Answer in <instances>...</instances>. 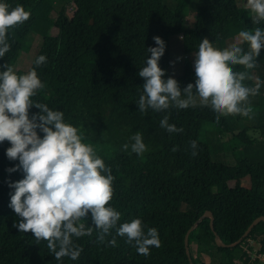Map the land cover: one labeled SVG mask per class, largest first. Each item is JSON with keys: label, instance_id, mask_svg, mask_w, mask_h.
Returning <instances> with one entry per match:
<instances>
[{"label": "trees", "instance_id": "obj_1", "mask_svg": "<svg viewBox=\"0 0 264 264\" xmlns=\"http://www.w3.org/2000/svg\"><path fill=\"white\" fill-rule=\"evenodd\" d=\"M71 1L0 0L10 8L22 5L31 13L23 25L9 29L7 43L11 48L0 58V65L8 64L18 74L36 68L45 86L33 100L62 111L65 121L80 129L84 142L92 144L113 170L114 197L110 206L121 213L120 223L141 219L145 230L157 229L161 246L152 247L148 256L139 255L125 242L126 238L117 237L115 247L97 243L94 229L91 236L76 241L83 248L77 260L65 257L57 261L46 241L37 244L32 233H21L12 226L19 217L9 207L14 190L8 181H18L23 174L7 171L18 161L7 158L10 144L4 142L0 144V264H191L185 237L206 211L214 215V229L207 217L190 232L194 264H263L243 246L254 236L264 243L263 220L240 243L232 244L256 218L264 216V83L259 95L249 97L252 118L234 116L244 125L239 133L234 132L227 117L217 121L210 107H171L159 113L138 109L145 82L138 72L150 56L147 49L156 46L153 37L159 36L166 43L159 62L166 70V79L172 76L171 37L182 35L186 49L195 42V51L205 37L215 47L230 46L239 32L246 30L245 20L251 18L247 0H199L192 28L184 27L190 0H78L79 8L70 18L67 4ZM31 33L43 38L42 45L28 70L15 69L22 52H30L33 46ZM243 47L247 50L246 44ZM40 55H46L47 62L37 67L35 60ZM258 65L249 73L264 81L261 55ZM234 70L241 71L242 66ZM174 78L183 90L195 82L194 66L186 60L184 72ZM245 84L251 87L254 81L246 80ZM30 111L40 110L33 107ZM165 115L169 116V124L183 132L169 133L162 128L160 121ZM206 124L221 136L231 133L248 163L214 160L208 143L200 139ZM137 132L147 146L142 155L133 153L130 147L131 137ZM193 140L198 144L195 149L190 144ZM125 144L129 145L127 151ZM192 151L197 155L193 156ZM245 177L250 178L249 187L229 186L231 180ZM137 189L156 193L139 196ZM85 223L90 225L91 221ZM217 236L223 245L217 243ZM201 244L211 247L208 262L194 254V247Z\"/></svg>", "mask_w": 264, "mask_h": 264}, {"label": "clouds", "instance_id": "obj_2", "mask_svg": "<svg viewBox=\"0 0 264 264\" xmlns=\"http://www.w3.org/2000/svg\"><path fill=\"white\" fill-rule=\"evenodd\" d=\"M247 7L255 27L241 30L237 41L224 48L215 47L207 37L203 38L195 52V82L183 90L174 76L165 79L166 70L159 62L166 43L159 36L153 37L156 46L147 49L150 56L138 72L145 81L138 101L139 111L188 109L199 102L201 107H210L217 114V121L237 115L252 118L249 97L259 95L264 83L249 73L259 66L258 58L264 49V27L259 26L264 22V0H247ZM30 16L22 5L10 8L9 4L0 2V58L11 48L7 43L9 29L23 25ZM46 62V55L35 60L37 67ZM235 66H242L243 70L235 71ZM0 68L3 69L0 71V144L8 142L7 158L18 161L7 171L23 174L18 181H8L9 188L14 190L10 193L9 207L19 217L12 226L21 233H32L37 244L46 241L57 261L65 257L77 260L83 248L76 241L91 236L94 229L98 233L96 242L109 247L117 246V237H122L139 255L148 256L152 247L159 248L157 229L145 230L139 218L120 223L121 213L110 206L114 197L113 170L92 144L84 142L80 129L66 122L62 111L33 100L45 86L36 68L25 74H18L8 64ZM246 80L254 81V86H247ZM33 107L40 111L32 113ZM160 126L169 133L183 132L182 128L169 124L167 115ZM131 140L133 153L142 155L147 151L141 133L134 134ZM190 144L194 149L198 146L195 140ZM123 147L127 151L129 145ZM192 155L196 156L197 152L192 151ZM86 220L91 221L90 225Z\"/></svg>", "mask_w": 264, "mask_h": 264}, {"label": "rangeland", "instance_id": "obj_3", "mask_svg": "<svg viewBox=\"0 0 264 264\" xmlns=\"http://www.w3.org/2000/svg\"><path fill=\"white\" fill-rule=\"evenodd\" d=\"M199 0H190L191 5L189 9V15L185 21L184 27L185 28H192L195 23V11L196 6L198 4ZM80 5V2L78 0H73L67 4V13L69 17H73L78 10ZM59 7V5H58ZM50 9V8H49ZM47 10V8H46ZM247 24L246 30H251L255 27V25L252 24L251 18L245 20ZM260 27H264V22H261ZM31 38L34 39L33 46L30 50V52H22L19 59L17 60L15 64V69H22V70H28L30 67V64H32V59L34 57V54L37 53L38 49L42 45L43 38L39 36L38 34L31 33ZM238 39V36L236 38V41ZM235 41V42H236ZM195 42L192 43V47L186 49L185 44L183 42L182 35H175L170 38V73L174 77L180 76L184 72V67L186 60L194 66V60H195ZM264 49L261 51V57L264 58ZM178 57L182 59H177ZM172 62H175L174 64ZM243 70V68H242ZM199 105V102L197 103ZM227 119L231 121V123L234 126V132L239 133L242 130V127L244 126L242 123H239L236 121V118L234 116H227ZM201 141L207 142L210 149L212 158L217 161H223L227 162L229 164H239V165H245L248 163V159L245 155V153L241 150L239 146H236L237 141L233 139L232 134H226L225 136H221L217 133L215 128L212 125L206 124L203 127V130L200 135ZM233 139V140H232ZM229 186L236 187V186H250V178L245 177L243 179L238 180H231L229 182ZM156 193L155 190L152 189H137V194L139 196H148ZM264 243L261 239H259L257 236L251 237L247 242L243 244L244 249L250 250V253L254 258H260V260L264 264V252H260L261 248L263 247ZM210 247V246H209ZM206 246V244H201L198 247H194L195 255L208 262L212 258V250L211 247L209 248Z\"/></svg>", "mask_w": 264, "mask_h": 264}, {"label": "water", "instance_id": "obj_4", "mask_svg": "<svg viewBox=\"0 0 264 264\" xmlns=\"http://www.w3.org/2000/svg\"><path fill=\"white\" fill-rule=\"evenodd\" d=\"M211 218V226L212 228L214 229V215L211 211H206L196 222L195 224L189 229V231L187 232L186 234V237H185V247H186V252L190 258V262L191 264H194L193 262V259H192V255H191V250H190V244H189V235H190V232L204 219V218ZM264 221V216H260L258 218H256L253 223L251 224V226L249 227V229L244 233V235L237 241L235 242L234 244L232 245H236L238 243H240L245 237H247L249 235V233L251 232V230L253 229V227L259 222V221ZM217 235V234H216ZM216 241L218 244H221L223 245V243L221 242L220 238L217 236L216 237Z\"/></svg>", "mask_w": 264, "mask_h": 264}]
</instances>
